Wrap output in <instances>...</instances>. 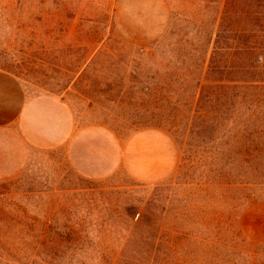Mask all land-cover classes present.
<instances>
[{"label":"rangeland","instance_id":"rangeland-1","mask_svg":"<svg viewBox=\"0 0 264 264\" xmlns=\"http://www.w3.org/2000/svg\"><path fill=\"white\" fill-rule=\"evenodd\" d=\"M184 13L191 21L201 19L197 8L182 0H0V70L21 79L33 97H60L78 123L89 127L87 144L95 154L104 158L114 144L121 159L114 175L95 179L79 174L64 148L18 153L0 136L3 264H41L40 258L43 264H65L67 253L55 252L51 241L41 253L34 250L38 238L28 231L48 227L97 231L92 239L104 243L108 232L134 229L118 264L139 259L264 264V186L233 188L224 181L228 166L222 151L226 143L229 149L238 143L227 138L223 149L215 153L213 147L214 154L202 157L152 115L162 111L151 103L163 98L161 88L169 81L165 69L184 61L177 25ZM213 14L216 18L218 9ZM212 28L210 21L209 35ZM185 60L196 68L198 62ZM149 86L154 97L147 94ZM140 103L149 104V112ZM135 111L139 116L132 119ZM220 131L215 139L223 137ZM158 230L162 239L150 256L142 242ZM54 240L67 246V237ZM119 245L115 240L98 248L113 254ZM136 251L143 256L133 255ZM96 258L93 251L78 260L95 264Z\"/></svg>","mask_w":264,"mask_h":264},{"label":"trees","instance_id":"trees-1","mask_svg":"<svg viewBox=\"0 0 264 264\" xmlns=\"http://www.w3.org/2000/svg\"><path fill=\"white\" fill-rule=\"evenodd\" d=\"M182 1L192 3L201 19L191 21L186 13L177 18L182 34L178 53L184 61H181L183 64L180 67L170 63L172 66L165 69L169 81L161 88L163 98L155 97L151 103L152 106L158 105L162 111L157 113L152 110V115L161 118L165 125L176 131L178 138L183 137V145L200 150L202 157L214 154L213 147L215 153L223 149L222 140L227 138L240 143L230 149L226 143V149L222 151L228 166L225 184L233 188L264 186V0ZM212 6L214 9L211 10ZM217 9V17L213 18V10L215 13ZM210 21L213 28L209 35ZM217 23L215 30L214 24ZM215 31L216 41L210 51ZM185 59L198 62L196 68L188 66ZM146 91L150 97H154V90L150 86L146 87ZM140 106L146 112L151 108L149 104L140 103ZM137 111L131 112L132 119L139 116ZM184 112L186 114L183 116ZM223 129V137L215 139V135ZM4 200L0 196V205ZM160 211L162 215L165 214L164 208ZM29 233L31 237L38 238V248L34 249L38 253L47 245L46 241H51V248L61 256L67 253L65 264H74L80 256L93 251L97 256L95 264H118L123 260L124 251L128 250L135 230L108 232V243L107 239L105 243L92 239L99 232L83 229L67 228V231H61L48 227ZM54 237H67V246L63 245L64 241L54 240ZM161 239L162 231L158 230L142 240L146 253L150 252L151 256ZM115 240H119L120 245L113 254L109 249L98 248V245L103 248ZM132 253L143 256L138 251ZM1 260L0 264H3ZM147 261L139 259L133 264H151ZM40 262L45 263L41 258ZM78 262L85 264L84 261Z\"/></svg>","mask_w":264,"mask_h":264},{"label":"crops","instance_id":"crops-1","mask_svg":"<svg viewBox=\"0 0 264 264\" xmlns=\"http://www.w3.org/2000/svg\"><path fill=\"white\" fill-rule=\"evenodd\" d=\"M88 128L78 123L72 107L60 97H33L21 79L0 70V136L9 138L18 153L64 148L71 166L79 174L95 179L114 175L121 165L119 145L106 147L104 158L97 156L96 150L87 144L92 138ZM127 162L130 170L129 159Z\"/></svg>","mask_w":264,"mask_h":264}]
</instances>
